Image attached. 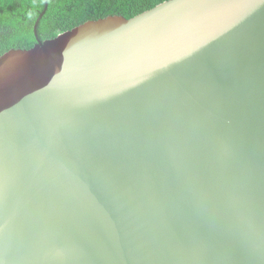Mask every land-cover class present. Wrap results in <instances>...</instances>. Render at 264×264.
<instances>
[{"label": "water", "instance_id": "water-1", "mask_svg": "<svg viewBox=\"0 0 264 264\" xmlns=\"http://www.w3.org/2000/svg\"><path fill=\"white\" fill-rule=\"evenodd\" d=\"M0 56V264H264V0H168Z\"/></svg>", "mask_w": 264, "mask_h": 264}, {"label": "trees", "instance_id": "trees-1", "mask_svg": "<svg viewBox=\"0 0 264 264\" xmlns=\"http://www.w3.org/2000/svg\"><path fill=\"white\" fill-rule=\"evenodd\" d=\"M168 0H0V56L11 49H30L86 21L119 15L134 17Z\"/></svg>", "mask_w": 264, "mask_h": 264}]
</instances>
